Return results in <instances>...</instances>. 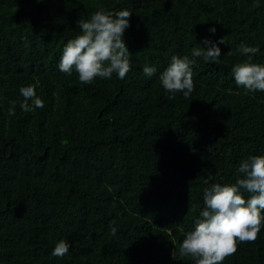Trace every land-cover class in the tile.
Here are the masks:
<instances>
[{"label":"trees","instance_id":"16d2710c","mask_svg":"<svg viewBox=\"0 0 264 264\" xmlns=\"http://www.w3.org/2000/svg\"><path fill=\"white\" fill-rule=\"evenodd\" d=\"M101 9L132 13L131 70L84 84L59 62L77 22ZM205 39L219 61L196 58L195 90L170 99L159 75ZM245 62L264 65V0H0V264H195L179 247L204 189L264 155V91L232 74ZM29 85L44 108L21 109ZM223 264H264V224Z\"/></svg>","mask_w":264,"mask_h":264},{"label":"clouds","instance_id":"9594fccd","mask_svg":"<svg viewBox=\"0 0 264 264\" xmlns=\"http://www.w3.org/2000/svg\"><path fill=\"white\" fill-rule=\"evenodd\" d=\"M131 15L127 9L115 13L101 9L87 19L82 17L77 22L78 35L68 40L63 48L59 70L67 75L75 70L84 84H92L97 78H111L114 73L123 80L131 70L130 51L124 40L125 30L131 26ZM210 32L215 33L216 28L212 27ZM225 42L221 38L218 43ZM203 44L207 46L192 49V58L172 56L169 66L159 75L164 90L172 94L170 99L181 92L188 98L195 90L192 66L196 58L219 61L220 47L207 39ZM239 51L255 55L259 49L242 43ZM156 71L155 67L147 65L143 69L146 77H152ZM232 74L235 83L247 91H264V65L239 63ZM20 94L24 98L20 104L23 111L34 112L45 107L35 85L21 87ZM9 115H15L13 108L9 109ZM237 176L240 178L235 183H215L204 189L205 207L195 221L194 230L185 234L179 247L182 257H191L195 264H223L227 257L237 252L238 242H254L258 238L264 224V155L242 160ZM244 193L248 194L247 199ZM110 227L111 234L116 235V227ZM70 246L67 241L60 240L51 254L62 258Z\"/></svg>","mask_w":264,"mask_h":264}]
</instances>
